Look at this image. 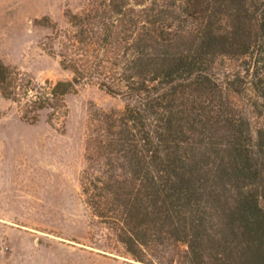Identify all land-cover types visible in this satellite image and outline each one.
<instances>
[{
	"label": "trees",
	"instance_id": "1",
	"mask_svg": "<svg viewBox=\"0 0 264 264\" xmlns=\"http://www.w3.org/2000/svg\"><path fill=\"white\" fill-rule=\"evenodd\" d=\"M81 3L45 44L71 79L37 84L0 60V96L52 126L82 85L122 99L87 122L79 182L94 245L140 264H264V128L225 93L241 82L264 110V0ZM219 59L244 64L225 88Z\"/></svg>",
	"mask_w": 264,
	"mask_h": 264
},
{
	"label": "rangeland",
	"instance_id": "2",
	"mask_svg": "<svg viewBox=\"0 0 264 264\" xmlns=\"http://www.w3.org/2000/svg\"><path fill=\"white\" fill-rule=\"evenodd\" d=\"M81 5V0H0V60L37 84L70 80L45 44L54 30L67 28L64 13ZM239 65L244 66L219 59L212 74L230 86ZM236 85L239 93L224 90L230 106L253 130L264 128V110L241 82ZM64 101L67 115L52 126L45 112L34 124L22 121L17 107L0 96V264H140L119 247L104 252L94 245H103L102 233L90 224L79 182L90 112L121 111L124 103L96 84L80 86Z\"/></svg>",
	"mask_w": 264,
	"mask_h": 264
}]
</instances>
